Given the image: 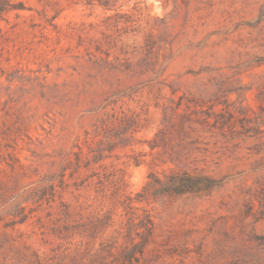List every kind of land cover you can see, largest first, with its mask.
Wrapping results in <instances>:
<instances>
[{
    "label": "rangeland",
    "instance_id": "obj_1",
    "mask_svg": "<svg viewBox=\"0 0 264 264\" xmlns=\"http://www.w3.org/2000/svg\"><path fill=\"white\" fill-rule=\"evenodd\" d=\"M19 1L0 22V264H264V0ZM103 119L110 156L72 173ZM170 169L219 184L137 204L153 227L129 232L122 201Z\"/></svg>",
    "mask_w": 264,
    "mask_h": 264
},
{
    "label": "trees",
    "instance_id": "obj_2",
    "mask_svg": "<svg viewBox=\"0 0 264 264\" xmlns=\"http://www.w3.org/2000/svg\"><path fill=\"white\" fill-rule=\"evenodd\" d=\"M108 0H85V4L94 6L95 4L100 6H107ZM24 4L19 0H0V22L4 20L5 14L10 11H19L24 9ZM1 29V27H0ZM118 120V127L116 131L118 133L119 140L126 139L124 131H126L125 123ZM108 120H101V125L96 126L95 135L86 136L83 143L85 144L86 151L81 146H77V150L72 152L73 157L67 159L66 165L72 169V173L79 171L82 168L90 169L92 165L99 164L101 166L102 161L110 156L111 151L114 149L116 143L113 139L105 140V131L100 132L99 128L105 130L107 128ZM112 122V120L110 121ZM99 127V128H98ZM102 130V131H103ZM89 133H86L88 135ZM102 135L101 138L95 140L94 136ZM115 143V144H114ZM66 166L62 167V177L65 175ZM219 184V179H216L210 175L203 173H192L186 170L170 169L168 172H162L161 174L156 171L148 173L146 181L141 189L135 192L133 195H128L122 201L125 214L128 217V223L130 230L134 226L145 227L146 223H149L151 228L153 227L152 216L147 209H144L137 204L142 203L149 198H157L163 195H182V194H196L201 192H208L216 185ZM53 188L52 185L49 188ZM141 212H137L138 209ZM150 232V231H149Z\"/></svg>",
    "mask_w": 264,
    "mask_h": 264
}]
</instances>
